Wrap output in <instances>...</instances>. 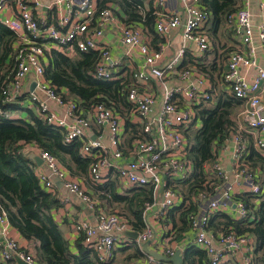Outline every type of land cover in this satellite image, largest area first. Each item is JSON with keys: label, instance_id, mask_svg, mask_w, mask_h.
<instances>
[{"label": "built area", "instance_id": "2783aa9c", "mask_svg": "<svg viewBox=\"0 0 264 264\" xmlns=\"http://www.w3.org/2000/svg\"><path fill=\"white\" fill-rule=\"evenodd\" d=\"M163 1L155 0L157 5H162ZM179 4V10L157 15L154 21V30L162 39L182 26L181 43L171 55L166 54L168 45L165 43L151 48L136 24L116 22L119 40L128 47L124 55L130 57L135 51L143 57L142 64L132 70L133 82L126 92L127 113L124 115L100 102L79 114L76 102L64 100L45 80L46 52L56 49L66 56H74L77 52L96 51L94 77L118 78L124 67L120 68L121 64L111 57L103 38L105 28L116 20L112 9L104 7L98 10L97 0H49L48 3L45 0H0V23L18 36L14 56L16 69L2 88L0 116L18 118L15 111L4 109L2 105L15 103L27 95L26 108L57 127L64 143L83 140L79 152L83 158L91 160L89 179L93 185L103 183L111 173H115L122 189L151 188L152 199L144 203L142 212L143 228L137 231L125 216L102 207L99 200L87 192L80 180L73 177L53 155L36 148L47 170L38 169L36 172L45 189L54 193V178H57L70 194L80 198L94 212L96 224L80 217L74 221L73 230L82 237L84 245L93 250L101 264H109L117 248L133 243L146 254L148 264L159 263L160 260L147 254L142 245L155 241L152 221L167 220L168 210L181 203L182 195L177 185L192 172L188 158L189 143L183 130L195 120L194 106L201 101H213L214 93L210 92L211 84L205 76L195 69H179L178 66L188 46H195V54L199 55L211 49L205 28L210 12L201 7L198 0H179ZM226 28L239 36L247 51L237 49L230 53L221 80L234 99L244 102L243 121L251 133L252 145L261 152L264 151V68L255 60L253 37L256 32L257 38L264 41V20L254 25L249 10L241 6L228 16ZM167 56L169 58L165 59ZM241 67L253 68L255 76L251 80L246 79ZM29 78L34 84L30 91L26 88ZM171 78L184 84L171 83ZM40 93L44 100L39 98ZM46 100L63 107L64 112L57 114ZM99 129L107 130V144L102 140ZM241 131L238 127L223 144L233 145L230 171L221 164L219 152L212 164H204V168L211 170L220 182L214 185L212 193L199 194L198 204L204 199L208 202L200 212L189 216L194 243L204 251L206 264H223L226 261L254 264L255 242L252 236L239 235L231 228L217 234L209 230L212 214L226 209L229 200L237 210V218L247 214L242 201L235 198V188L240 179L250 183L249 191L262 192L254 175L243 166L242 156L248 142ZM217 193L220 198H210ZM171 227L166 228L167 240L172 235ZM129 231L136 232L137 236L131 238L126 234ZM154 250L167 257L175 252L172 248L160 246ZM17 259L27 264H39L32 250L15 236L6 212L0 208V262L5 264ZM163 264L185 263L164 261Z\"/></svg>", "mask_w": 264, "mask_h": 264}, {"label": "trees", "instance_id": "16d2710c", "mask_svg": "<svg viewBox=\"0 0 264 264\" xmlns=\"http://www.w3.org/2000/svg\"><path fill=\"white\" fill-rule=\"evenodd\" d=\"M109 1L118 2L123 8L127 4L130 11L136 7L135 0H97V9L107 7L106 3ZM198 4L210 12L208 35L211 31L213 39L217 30L226 25L228 16L240 8L238 0H198ZM130 13L127 21L122 20L124 24H137L143 20L154 39L163 40L152 29L155 21L152 11L148 12L144 19ZM17 40L15 32L0 23V97L5 82L11 79L16 69L14 56ZM214 41L216 49L217 41ZM207 55L205 57H208ZM46 56L45 80L64 100L75 101L79 114L85 113L92 105L100 102L116 108L124 115L127 113L126 92L133 82L132 71L128 68L121 69L118 78H96L93 75L97 60L96 51L89 50L66 56L56 49H51L46 52ZM192 66L208 78L211 84L210 92L213 91L214 96L213 101H201L194 106L195 120L183 130L189 143L188 158L192 163V172L188 178L178 183L177 189L182 195V201L170 208L166 217V221L172 224L177 233L189 229V216L197 212L196 199L199 194L212 193L214 185L220 182L211 170L204 168V164H212L217 159L224 141L238 130V126L230 118L231 108L238 100L235 101L233 96L218 90L217 71L221 73V59L219 61L217 57H213L209 64L185 59L178 68ZM2 108L11 111L22 109L14 103L3 104ZM26 110L28 120L0 116V208L6 212L12 227L27 241L39 264H101L96 260L93 250L84 245L82 237L75 243L76 251L64 238L52 213L60 205L58 194L47 191L40 183L36 173L37 164L32 153L25 152L24 147L29 145L50 153L73 177L87 180L101 206L125 216L137 231L143 228L142 212L144 203L152 199L151 188L137 186L122 189L115 173H111L103 183L93 185L89 179L91 160L83 158L79 152L83 140L64 143L57 127L48 124L29 109ZM242 135L245 137L244 133ZM242 163L247 171L254 175L262 192L237 193L235 198L242 201L247 214L237 218L217 211L210 218L209 230L217 234L231 228L239 235L252 236L255 242L254 264H264V154L249 142L244 150ZM116 251L123 255L121 261L124 264L137 263L145 256L134 243L119 247ZM114 260L113 258L109 264ZM206 260L204 251L192 246L187 249L183 262L201 264ZM163 263L164 261L160 260L158 264ZM223 264L234 263L226 261Z\"/></svg>", "mask_w": 264, "mask_h": 264}, {"label": "crops", "instance_id": "0c3cea01", "mask_svg": "<svg viewBox=\"0 0 264 264\" xmlns=\"http://www.w3.org/2000/svg\"><path fill=\"white\" fill-rule=\"evenodd\" d=\"M135 1H136L135 2L136 7L133 8V11L129 10V7L127 6V4L123 8V6L118 2L109 1L106 3V6L107 7L109 6L112 9L116 20H114V22L111 25H108L105 28L104 30L105 35L103 37L109 46L111 57L114 60H117L121 64L120 68L126 67L130 71L137 68L140 65V63L142 64L143 57L140 56L135 51L131 52L130 57H126L124 55L128 47L122 45V43L119 40L118 30L116 28V22L117 21L122 22V20L127 21L129 18V14H131L130 12H132V15H135V17L140 16L141 19H144V16H146V14L150 11L154 13L155 18H156L157 15H160L162 13L171 14V13L176 12L180 8L179 0H164L162 5H157L155 0H135ZM45 2L48 3L49 0H45ZM238 6L239 7L244 6L249 10L254 25L264 20V0H246V1L238 0ZM135 17L133 18L136 19ZM145 25L146 24L144 23L143 20H141V22H138L136 24V26L141 28L144 40L151 48H157L160 44L165 43L166 45H168V48H167L168 51H166V54L170 53L171 55V53L174 52L175 49L180 45L181 43L180 34L182 32V26H179L177 29L172 30L168 38H165L163 40L159 39L157 41L154 39L153 37L154 35L150 34L148 30L149 27ZM205 28L209 32L210 22H207V24L205 25ZM152 29H154V24H153ZM209 38L212 44V47L209 51L205 52L202 55H199V54H195L196 52L195 46L193 45L188 46L186 50V54L183 57L181 63H183L185 59H188L192 62L209 64L211 60H213V57H217L219 61L221 59V65H222L221 73L219 74L220 71H217L218 90L222 93H226L230 95L228 86L221 80L222 73L226 70V67H227L226 63H227L228 56L230 55L232 51L237 50V49L243 52H246L247 47L241 43L239 36H237L236 34H233L232 30L226 28L225 24L217 30L216 35L214 36V39H216L217 41L216 49H214L215 41L213 39V34L211 37V31L209 33ZM253 45L255 47V60L259 66L264 68V41H260L257 38L256 32L254 33V37H253ZM215 50H217L216 54H215ZM206 54H208L207 55L208 57H205ZM169 56H167L165 59L169 58ZM202 60H204V62ZM189 68L195 69L196 72H199L200 74H202L199 70H197L195 66H192ZM241 72L242 74H244L246 79L251 80L255 76L256 71L253 68L241 67ZM202 75L205 76L204 74ZM170 81L171 83H177V84H182V85L184 84L183 82L179 81L176 78H171ZM32 84H33V81L31 78H29V81H27V86H26L28 91L32 90L31 88ZM39 98H41L42 100L45 99V97L41 93L39 94ZM27 102H28L27 95H23L21 99H18L14 103L17 106L22 107L21 110L20 109L13 110L15 111V114L17 115L18 118L28 120L29 116H28V111L26 110L28 108H26V105H25V103ZM46 102L48 106L52 110H54L57 114L61 115L64 112L63 107L56 105V103H54L53 101L46 100ZM243 110H244V102L240 100L236 101V103L231 108L230 118L242 130L241 133H244V136H245L244 138L249 143V142H252V136L250 135L251 133L247 130L245 126L246 124L243 121V117H242ZM30 111L33 112L32 109ZM99 132L102 134V140L104 141L105 144H107V140H106L107 130L99 129ZM24 151L27 153L30 152L34 155H37L36 148H34L33 146L26 145L24 147ZM232 153H233L232 143H227V145L223 146L219 150V160L221 164L224 166V168L228 171L232 169V164H233V156H232L233 154ZM261 153L264 154V151H261ZM38 169L39 170L41 169L42 171L47 172L44 166V163L37 165L36 172ZM76 179L80 180L81 185L87 190V192H89L95 199H97L94 194V189H92L93 187L88 183L87 180L85 179L83 180L80 178H76ZM239 181H240L239 185L235 188V191L237 193L247 192L250 190L251 185L248 181H244L243 179H240ZM54 185L56 188L55 192L58 194V197L60 200V205L57 209L53 210L52 213L56 221L59 223V228L64 238L68 240V242L71 245V248L74 251H76L75 243L78 241L79 237L76 235V233L73 230L74 221L77 218L82 217L90 221L92 224H96L95 215H94V212L88 208V206L86 205L84 201H82L77 196L70 194L68 192V190L64 187L61 180L54 178ZM222 187L223 185L221 186V188ZM210 198L212 199L220 198V195L217 193L211 196ZM207 202H208V199L201 200L200 203L197 204V211L200 212V210H202V208L206 206ZM223 212L233 217L237 216V210L235 209V206L230 200L228 201V207H226V209H224ZM152 222H153V227L155 230V241L154 242L153 240L148 241L147 248L149 250H154L155 248H158L159 246L165 247V249L172 248L175 252L179 251L181 255V261H184V256L186 255L187 249H189L192 246L197 247L194 243V238H195L194 231H192L190 228L186 231L177 233L175 232V230H173V227H171L172 224L166 220H158L156 222L155 221H152ZM169 226L171 227L170 234L172 235H171V238L167 240L166 237L168 236V232L166 228ZM13 233L23 245L28 246L27 241L24 240L18 234L15 228H13ZM28 248L30 247L28 246ZM117 254L118 252L116 251L115 257H114L115 260L114 262H112V264H124L121 260L117 263L116 261ZM193 257L195 258L196 256L193 255ZM5 264H17V262L14 260H10ZM128 264H132V263H128ZM136 264H148L146 254ZM201 264H206V261H203Z\"/></svg>", "mask_w": 264, "mask_h": 264}, {"label": "water", "instance_id": "95a60500", "mask_svg": "<svg viewBox=\"0 0 264 264\" xmlns=\"http://www.w3.org/2000/svg\"><path fill=\"white\" fill-rule=\"evenodd\" d=\"M33 86H34V84H32V87H31L32 89H33ZM32 156H33L37 165H40L41 163H43L42 159L38 155L32 154ZM126 234L131 236L132 238H135L137 236V233L133 232V231L132 232L131 231L126 232ZM147 245H148V242L143 243V245H142L143 250L147 254L153 256L154 258L161 260V261H166V262H174V263H180L181 262V255H180L179 251H176L172 256L167 257V256H165V255H163V254H161L155 250H149L147 248ZM16 262H17V264H27L25 261L20 260V259H17Z\"/></svg>", "mask_w": 264, "mask_h": 264}, {"label": "rangeland", "instance_id": "374dc122", "mask_svg": "<svg viewBox=\"0 0 264 264\" xmlns=\"http://www.w3.org/2000/svg\"><path fill=\"white\" fill-rule=\"evenodd\" d=\"M121 258H122V254L118 252L117 257H116L117 263L121 260ZM132 264H136V263H132Z\"/></svg>", "mask_w": 264, "mask_h": 264}]
</instances>
